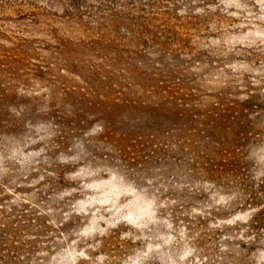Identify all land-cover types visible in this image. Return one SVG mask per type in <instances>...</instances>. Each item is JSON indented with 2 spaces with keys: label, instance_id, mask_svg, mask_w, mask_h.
Here are the masks:
<instances>
[{
  "label": "rangeland",
  "instance_id": "rangeland-1",
  "mask_svg": "<svg viewBox=\"0 0 264 264\" xmlns=\"http://www.w3.org/2000/svg\"><path fill=\"white\" fill-rule=\"evenodd\" d=\"M261 179L264 0H0V264H264Z\"/></svg>",
  "mask_w": 264,
  "mask_h": 264
},
{
  "label": "trees",
  "instance_id": "trees-1",
  "mask_svg": "<svg viewBox=\"0 0 264 264\" xmlns=\"http://www.w3.org/2000/svg\"><path fill=\"white\" fill-rule=\"evenodd\" d=\"M258 187L261 189V192L264 193V179H261L257 183ZM251 228H263L264 229V211L259 212L255 217L253 222L250 224ZM68 260L73 261V256L69 253L67 256Z\"/></svg>",
  "mask_w": 264,
  "mask_h": 264
}]
</instances>
